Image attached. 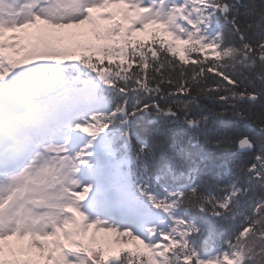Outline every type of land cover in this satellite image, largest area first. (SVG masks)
<instances>
[{
    "label": "snow or ice",
    "instance_id": "1",
    "mask_svg": "<svg viewBox=\"0 0 264 264\" xmlns=\"http://www.w3.org/2000/svg\"><path fill=\"white\" fill-rule=\"evenodd\" d=\"M33 249L264 264V0H0V264Z\"/></svg>",
    "mask_w": 264,
    "mask_h": 264
},
{
    "label": "rangeland",
    "instance_id": "2",
    "mask_svg": "<svg viewBox=\"0 0 264 264\" xmlns=\"http://www.w3.org/2000/svg\"><path fill=\"white\" fill-rule=\"evenodd\" d=\"M7 35V34H6ZM138 38H146V34H137ZM97 237V242L101 244H108L111 242L112 247H116L115 241H116V236L115 234L111 233H105L103 231L97 232L96 233ZM129 246H131V242H129ZM22 259H29L33 261V264H43V259L40 256V254L35 250H31V252L22 254L21 257Z\"/></svg>",
    "mask_w": 264,
    "mask_h": 264
},
{
    "label": "trees",
    "instance_id": "3",
    "mask_svg": "<svg viewBox=\"0 0 264 264\" xmlns=\"http://www.w3.org/2000/svg\"><path fill=\"white\" fill-rule=\"evenodd\" d=\"M144 39V38H141ZM217 237L212 238L211 240L208 241L207 244L201 245V251H215L216 250V245L220 243V241L227 239L230 235V231L228 229L227 222H224L221 226L217 227ZM222 246V244H221Z\"/></svg>",
    "mask_w": 264,
    "mask_h": 264
}]
</instances>
